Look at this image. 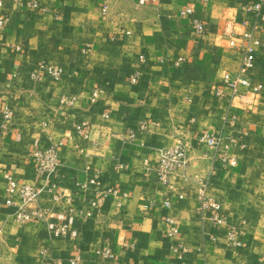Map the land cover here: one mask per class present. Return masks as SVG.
Wrapping results in <instances>:
<instances>
[{
    "label": "crops",
    "instance_id": "1",
    "mask_svg": "<svg viewBox=\"0 0 264 264\" xmlns=\"http://www.w3.org/2000/svg\"><path fill=\"white\" fill-rule=\"evenodd\" d=\"M27 1L0 0V264H264V47L251 70L260 93L214 94L240 69L242 34L264 40L254 0ZM211 132L214 149L199 140ZM178 142L186 163L162 183L158 151ZM50 144L57 167L38 175L30 152ZM7 175L40 189L42 220L16 221ZM203 195L220 201L222 223L200 212ZM231 227L239 245L225 239Z\"/></svg>",
    "mask_w": 264,
    "mask_h": 264
},
{
    "label": "built area",
    "instance_id": "2",
    "mask_svg": "<svg viewBox=\"0 0 264 264\" xmlns=\"http://www.w3.org/2000/svg\"><path fill=\"white\" fill-rule=\"evenodd\" d=\"M264 0H254L250 5L251 8L254 9L256 15L264 21V11L262 10ZM27 4L33 8L37 9L38 4L35 0H28ZM106 7H102V11L105 12ZM185 13L190 14L192 9L190 7L185 8ZM5 17L0 16V28L4 25ZM192 24L195 27V31L197 33H202L204 31V25L201 21L197 19L192 20ZM242 38L246 41L245 44L241 46L239 52L240 59V69L237 73H229L225 72L223 75V87H216L214 90V94L219 97H232L240 92L245 90H250L254 94L260 93L262 89V83L260 82H252V74L251 70L254 65V54L253 48L255 45H262L264 47V40L255 38L249 32H244L242 34ZM230 45H234V40L231 39L229 41ZM140 61H144V56H139ZM159 61H167L171 64H179L181 59H171L170 57H161L158 59ZM40 71H47L51 76L58 77L63 73V68L60 65H45L39 64ZM138 78V72L135 71L133 75L130 77L131 82H135ZM10 111L4 110L3 116L9 117ZM77 132L83 134V127L77 125ZM138 130L147 129V125L142 123L139 125ZM86 135V134H84ZM135 135V131H129L128 136L129 139H133ZM199 140L205 143L209 148L214 149L218 147V136L216 133H202L199 136ZM233 143H236L239 147L243 148L245 145L240 140L232 139ZM30 159L34 165L36 174L47 176L52 175L55 172V169L58 164L57 158V148L55 144H50L46 147L42 148H34L30 152ZM220 159L223 163L228 165H235L236 157L232 154L228 149L222 151L220 154ZM186 163V150L184 145L181 142L176 143L170 147L162 148L158 151V158L154 167V171L157 177V180L168 184L169 177L176 169L183 167ZM144 164L147 165L146 160ZM203 185V184H202ZM53 185L51 184L50 188ZM5 198L3 204L7 207L14 208V217L19 224H25L31 220H42L44 210L37 205L38 195L40 193V189L36 188L34 185L26 183L24 181H17L7 175V182L5 186ZM115 190H107L103 192L101 195L106 196L108 194H115ZM126 193H122V196H125ZM165 205L169 204V201H164ZM213 210L211 215V219L215 224H220L224 221L222 217V206L220 201L212 199L210 197L202 196L199 203L200 212H205L207 210ZM169 224L166 235L169 237L176 236L179 232L178 226L173 218L169 217L166 219ZM66 225L60 226L56 230L57 235H63L66 231ZM225 239L234 245H239L241 242L236 237V230L231 227L227 232ZM106 258H113V253L110 251H106L104 253ZM116 264L115 262H113Z\"/></svg>",
    "mask_w": 264,
    "mask_h": 264
}]
</instances>
